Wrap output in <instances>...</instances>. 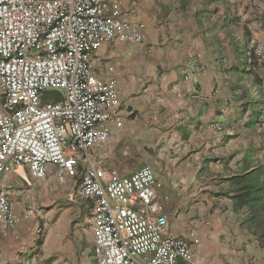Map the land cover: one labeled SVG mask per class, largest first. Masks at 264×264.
Listing matches in <instances>:
<instances>
[{
  "label": "crops",
  "instance_id": "crops-1",
  "mask_svg": "<svg viewBox=\"0 0 264 264\" xmlns=\"http://www.w3.org/2000/svg\"><path fill=\"white\" fill-rule=\"evenodd\" d=\"M119 2L143 40L104 42L91 54L93 72L125 89L122 126L96 148L97 161L111 168L105 162L123 147L152 166L168 233L196 232L178 264H264L244 212L222 196L229 176L264 172V60L255 56L264 50V0ZM48 170L43 179L27 166L0 173L19 218L0 226V264H95L92 201L77 194L78 175L60 184Z\"/></svg>",
  "mask_w": 264,
  "mask_h": 264
},
{
  "label": "built area",
  "instance_id": "built-area-1",
  "mask_svg": "<svg viewBox=\"0 0 264 264\" xmlns=\"http://www.w3.org/2000/svg\"><path fill=\"white\" fill-rule=\"evenodd\" d=\"M141 28L119 0H0V173L27 166L43 179L52 165L60 184L78 175L77 194L92 201L95 264H178L197 241L193 229L168 233L150 164L119 175L94 154L122 126L125 89L93 72L91 54L104 42H142ZM51 88L63 94L41 104ZM18 221L0 193V226Z\"/></svg>",
  "mask_w": 264,
  "mask_h": 264
},
{
  "label": "trees",
  "instance_id": "trees-1",
  "mask_svg": "<svg viewBox=\"0 0 264 264\" xmlns=\"http://www.w3.org/2000/svg\"><path fill=\"white\" fill-rule=\"evenodd\" d=\"M228 189L222 192L232 202L235 212L242 211L244 225L264 251V172L261 167L233 174L225 179Z\"/></svg>",
  "mask_w": 264,
  "mask_h": 264
},
{
  "label": "rangeland",
  "instance_id": "rangeland-1",
  "mask_svg": "<svg viewBox=\"0 0 264 264\" xmlns=\"http://www.w3.org/2000/svg\"><path fill=\"white\" fill-rule=\"evenodd\" d=\"M60 94H63V90L56 88H51L41 92V104L48 101L51 96L57 98ZM132 152L133 150H131V153ZM114 154H111L112 158L108 159L105 162V165L107 167L116 169L119 175H129L145 163L144 157L142 155H130L129 153L126 155V153H124L123 147L115 150ZM93 259L94 258H92V260Z\"/></svg>",
  "mask_w": 264,
  "mask_h": 264
}]
</instances>
